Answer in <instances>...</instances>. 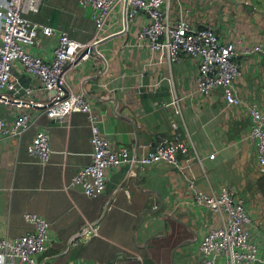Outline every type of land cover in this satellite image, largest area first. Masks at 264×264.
Masks as SVG:
<instances>
[{
  "label": "crops",
  "instance_id": "0c3cea01",
  "mask_svg": "<svg viewBox=\"0 0 264 264\" xmlns=\"http://www.w3.org/2000/svg\"><path fill=\"white\" fill-rule=\"evenodd\" d=\"M168 1L173 18L185 16L195 26L211 24L238 46L264 39V0ZM31 17L97 47L71 61L64 75L99 112L102 132L117 148L148 153L160 135L172 133V120H177V130L192 139L201 160L195 159L185 171L165 159L144 167L119 166L109 172L106 189L90 196L72 183L78 168L91 160L88 113L73 110L61 121L32 105L36 118L20 136L0 134V235L31 230L33 223L24 212L32 210L50 222V245L37 255V264H69L73 259L93 264H201V239L221 224V215L196 200L189 186L193 175L206 190H219L224 183L233 186L252 213L251 234L264 250V172L249 136L248 108L252 101L264 107V53L242 57L235 82L242 101L235 104L226 100L221 87L207 94L199 91L195 56L169 61L140 41L137 31L149 21L144 12L130 20L127 29L96 42L95 21L79 0H51L45 12H32ZM122 19L116 4L109 30L121 29ZM55 39L56 34L43 35L42 44L30 49L50 57ZM14 73L25 83L35 79L20 62ZM174 93L183 96L184 118L163 103ZM23 108L0 100V117L13 120ZM44 125L50 131L49 162L28 150Z\"/></svg>",
  "mask_w": 264,
  "mask_h": 264
},
{
  "label": "built area",
  "instance_id": "2783aa9c",
  "mask_svg": "<svg viewBox=\"0 0 264 264\" xmlns=\"http://www.w3.org/2000/svg\"><path fill=\"white\" fill-rule=\"evenodd\" d=\"M43 0H0V100L14 101L19 110L13 120L0 117V134L20 136L35 120L29 108L42 107L49 117L65 121L73 110L88 113L93 149L91 160L80 166L72 183L82 186L90 196H97L107 186L109 172L119 166L144 167L165 159L185 171L192 162L201 160L191 138L177 130L178 121L172 120V133L160 135L154 150L139 154L129 147L117 148L100 126V114L83 92L74 91L64 71L76 59L89 56L84 50L93 45L91 40H80L67 29L31 17L38 12ZM88 8L95 21L97 40L128 28L130 20L139 12L149 21L137 31L141 42H147L160 58L169 61L193 55L198 60L195 79L202 94L221 87L226 100L240 103L242 98L235 89L237 74L241 71L244 55L264 53V39L238 46L234 40L223 38L211 24L195 26L189 18H173L168 0H79ZM119 4L123 14L122 28L109 30L113 7ZM56 34L53 54L45 57L30 47L42 44V37ZM35 76V81L22 82L14 73L15 63ZM180 96L176 93L164 105H172L176 115L184 118ZM251 125L249 136L256 142L257 159L264 172V107L258 102L248 104ZM30 153L42 162H49L52 153L48 126H40L28 144ZM211 155H214L212 153ZM189 186L198 202L206 203L221 215V224L211 227L200 242L201 264H264V250L251 234L254 218L245 200L239 198L229 183L219 190L202 188L195 176H189ZM24 217L33 228L20 235H0V264L38 263V254L50 245V222L36 211L27 210ZM96 229V226L94 227ZM223 257V262L220 258ZM69 264H93L73 259Z\"/></svg>",
  "mask_w": 264,
  "mask_h": 264
},
{
  "label": "rangeland",
  "instance_id": "374dc122",
  "mask_svg": "<svg viewBox=\"0 0 264 264\" xmlns=\"http://www.w3.org/2000/svg\"><path fill=\"white\" fill-rule=\"evenodd\" d=\"M45 0L42 1V5L40 7V10L38 12H45L46 11V7H48L50 5L51 0H47V6L44 4ZM255 240L261 245V241L258 238H255Z\"/></svg>",
  "mask_w": 264,
  "mask_h": 264
},
{
  "label": "water",
  "instance_id": "95a60500",
  "mask_svg": "<svg viewBox=\"0 0 264 264\" xmlns=\"http://www.w3.org/2000/svg\"><path fill=\"white\" fill-rule=\"evenodd\" d=\"M94 48L98 51V49H97L96 46L90 45V46H88V47L84 50V52L92 51ZM78 59H79V58H78Z\"/></svg>",
  "mask_w": 264,
  "mask_h": 264
}]
</instances>
